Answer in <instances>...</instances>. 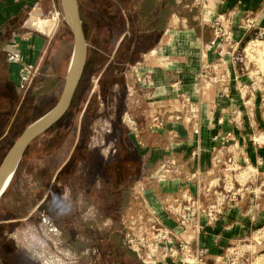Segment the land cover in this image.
<instances>
[{
  "label": "rangeland",
  "instance_id": "374dc122",
  "mask_svg": "<svg viewBox=\"0 0 264 264\" xmlns=\"http://www.w3.org/2000/svg\"><path fill=\"white\" fill-rule=\"evenodd\" d=\"M163 1L78 0L87 41L86 64L69 108L58 122L34 139L0 198V264H144L134 246L127 242L126 234L146 235L156 218L150 219L145 226L132 225L128 220L129 203L136 197L141 181L137 180L136 152L130 150V156H126L127 151L119 141L124 133L138 132L144 107L139 99L136 103L128 101L121 73L126 67L124 58L129 56L127 50L132 46L129 44L133 32L129 31L128 14L135 22V46L144 50L153 40L152 35L144 33L158 24ZM167 5L171 7L170 0ZM37 6L28 15L30 27L27 30L43 36L42 46L35 56L36 62L22 67L30 72L19 79L24 83L33 74L35 77L28 92L26 88L11 92L18 105L16 116L22 120L18 131L26 122L47 111L58 98L72 50V35L63 18L60 0H51L45 10ZM197 6L192 0L190 7L200 15ZM247 34L238 45L235 63L255 86L247 88L248 93L264 106V35ZM13 58L12 55L10 60ZM138 89L134 88V91ZM223 89L226 93V88ZM145 119L149 121L148 129L163 124L157 112L150 113ZM90 122L98 124L88 152L96 158L91 163L88 159L76 162V158L87 153L80 149L75 152L73 141L82 123L81 133L88 135ZM70 152L68 168L76 166L74 173L68 176L65 168L59 172L57 169ZM104 156L108 158L107 162ZM166 165L162 163L163 170L158 176L164 177ZM241 170L244 172L232 187H227L224 182L208 189V195H203V191L186 192L179 197L199 194L204 205L220 201L218 217L232 206L240 207L241 201L245 200L243 197L248 195L257 205L264 197V176L258 174L255 181L246 183L247 169ZM153 174L146 172L144 176L152 180ZM63 178L64 183H59ZM57 195L67 196L70 200L71 209L66 214H57L50 207L52 197ZM174 198L168 199L163 208L185 228L179 216L167 209ZM204 217L209 224L217 220ZM158 220L160 227L174 232L170 225ZM146 236L150 242L151 235ZM172 239L174 242L176 237ZM190 247L199 256L201 264L203 259L197 248L192 244ZM210 261L206 264H264V247L242 238L226 246L217 259Z\"/></svg>",
  "mask_w": 264,
  "mask_h": 264
},
{
  "label": "crops",
  "instance_id": "0c3cea01",
  "mask_svg": "<svg viewBox=\"0 0 264 264\" xmlns=\"http://www.w3.org/2000/svg\"><path fill=\"white\" fill-rule=\"evenodd\" d=\"M50 1L0 0V162L25 127L59 98L47 111L17 130L22 120L16 116L18 105L11 92L16 88H26L28 92L35 75L24 83L19 76L30 72L22 67L36 62L43 41L42 35L27 30L28 15L35 5L45 10ZM166 11L171 13L163 30L144 50L137 48L134 58H124L126 67L121 73L128 101L136 103L139 99L144 107L138 132H127L119 138L126 156H130V150L136 152L137 180L141 181H137L141 186L129 203L127 215L131 224L143 226L153 218L164 221L175 232L171 247L182 240L190 242L201 255V264H206L242 238L264 247V197L257 204L259 207L252 202L251 195L243 197L240 207H230L212 224L201 215L199 230L181 227L163 207L168 199L186 192L212 190L224 182L232 187L244 172L240 168L247 169L246 183L255 181L258 174L264 176V106L248 93L247 88L255 86L235 63L238 45L247 33L264 35V0H225L214 5L213 13L206 14L205 19L195 13L191 21L170 7ZM218 13L227 14L231 21V39L226 43L216 39L209 26L208 19ZM246 18L253 20L251 28L242 25ZM10 55L15 58L10 60ZM59 90L61 93L62 88ZM153 112L161 115L163 124L148 129L145 116ZM88 124V135H82V123L73 141L75 152L80 149L87 153L76 158V162L88 159L91 163L96 158L88 152L98 124ZM71 156L70 152L57 172L65 168L68 176L74 173L76 165L70 170L67 164ZM164 162L167 169L162 178L158 175ZM146 172L154 173V178H146ZM64 181L65 178L59 183ZM176 258L159 257L155 264H176Z\"/></svg>",
  "mask_w": 264,
  "mask_h": 264
},
{
  "label": "built area",
  "instance_id": "2783aa9c",
  "mask_svg": "<svg viewBox=\"0 0 264 264\" xmlns=\"http://www.w3.org/2000/svg\"><path fill=\"white\" fill-rule=\"evenodd\" d=\"M196 6L199 7L200 17L205 19V15H210L214 11V5L223 3L225 0H194ZM209 26L213 32V36L220 40V42L226 43L231 39L230 30V18L227 14L218 13L209 18ZM254 22L251 18H246L242 25L247 28H251ZM203 195H208V189L202 192ZM218 200H215L212 204L203 203L202 199L198 195L188 194L178 198H174L167 205L168 211L176 214L180 218L181 225L191 228L192 230H199L201 225L198 219L201 215L207 217L208 220H216L220 213ZM160 221L158 218L151 226V230L146 235H151V241H147L146 235L141 234L133 236L126 234V240L134 246L133 249L136 255L142 260L144 264H155L159 257L166 258L177 257L176 264H200L199 256L194 254L190 247L189 242L180 241L174 248L169 246L173 242L175 237L174 232L170 228L160 227Z\"/></svg>",
  "mask_w": 264,
  "mask_h": 264
},
{
  "label": "water",
  "instance_id": "95a60500",
  "mask_svg": "<svg viewBox=\"0 0 264 264\" xmlns=\"http://www.w3.org/2000/svg\"><path fill=\"white\" fill-rule=\"evenodd\" d=\"M63 18L72 33V50L66 66L64 84L56 103L28 124L7 150L0 162V198L9 186L28 145L65 114L81 79L86 59L87 41L83 31L78 0H60Z\"/></svg>",
  "mask_w": 264,
  "mask_h": 264
},
{
  "label": "trees",
  "instance_id": "16d2710c",
  "mask_svg": "<svg viewBox=\"0 0 264 264\" xmlns=\"http://www.w3.org/2000/svg\"><path fill=\"white\" fill-rule=\"evenodd\" d=\"M170 1H171V7H170L171 10H174L177 14L186 17L190 21L192 20L193 15L196 13L195 9H192L190 7L192 0H170ZM161 3H162V7H161V10L159 11L160 15L158 17V24L156 26L150 27V29L146 30V32L144 33L147 35H152L153 40L157 36V33H160L163 30L166 18L171 13V12L166 11V9L169 8L168 5H167L168 8L166 7V4L169 3V0H167V2H166V0H164ZM166 12H168V15L164 19V16L167 14ZM128 15L130 16L128 18V22H129L128 27H129V31L133 32V34H132L133 37L131 39L132 41L129 42V44H132V46L128 48L127 52H128V54L132 55V56L129 55L130 57L134 58L136 56L135 54L137 53V46H135L137 43H134V39L136 38V33L134 30H136V29H135V25H134L135 22L133 20V17L131 16V14H128ZM83 30H84V27H83ZM124 38H123V40H124ZM153 40H152V42H153ZM152 42L150 43V45L152 44ZM133 52H135V53H133Z\"/></svg>",
  "mask_w": 264,
  "mask_h": 264
},
{
  "label": "clouds",
  "instance_id": "9594fccd",
  "mask_svg": "<svg viewBox=\"0 0 264 264\" xmlns=\"http://www.w3.org/2000/svg\"><path fill=\"white\" fill-rule=\"evenodd\" d=\"M51 209L57 214H66L71 209V203L67 196H53L50 201Z\"/></svg>",
  "mask_w": 264,
  "mask_h": 264
}]
</instances>
